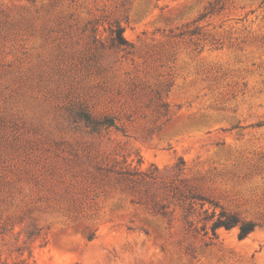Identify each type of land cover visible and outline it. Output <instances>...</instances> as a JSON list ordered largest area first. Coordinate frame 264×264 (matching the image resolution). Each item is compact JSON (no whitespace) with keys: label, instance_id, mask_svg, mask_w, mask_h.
<instances>
[{"label":"rangeland","instance_id":"374dc122","mask_svg":"<svg viewBox=\"0 0 264 264\" xmlns=\"http://www.w3.org/2000/svg\"><path fill=\"white\" fill-rule=\"evenodd\" d=\"M191 193L255 230L215 237ZM16 262L264 264V0H0V264Z\"/></svg>","mask_w":264,"mask_h":264},{"label":"trees","instance_id":"16d2710c","mask_svg":"<svg viewBox=\"0 0 264 264\" xmlns=\"http://www.w3.org/2000/svg\"><path fill=\"white\" fill-rule=\"evenodd\" d=\"M114 42L117 45L127 44V40L123 36L122 27H118L116 29V37ZM78 115L88 123L93 130H100L101 128H108L115 125L114 118L106 115L102 119L96 120L94 119L90 113L86 110H81L78 112ZM183 163V161H181ZM185 202H187V211L192 212L195 210L196 205H200L201 209H204L206 202H209L214 209L211 213H209L208 209H204L203 213L205 216L202 218L205 222L211 221L210 230L212 234L217 236V229L226 228L231 229L233 227L239 228V238H246L252 231L255 230L257 223L252 220H243L239 214L232 212L225 207L219 205L216 202H213L207 199L205 196L197 193H191L190 195H186ZM217 208H220V211H217ZM163 214H166L165 211H162ZM208 228L207 223L204 224L203 229L206 230ZM208 233V231H206ZM14 264H36V263H26V262H16Z\"/></svg>","mask_w":264,"mask_h":264}]
</instances>
